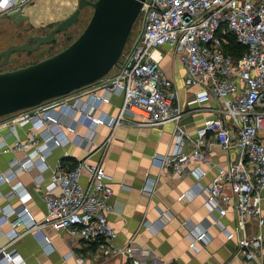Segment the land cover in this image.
<instances>
[{"label": "built area", "instance_id": "obj_1", "mask_svg": "<svg viewBox=\"0 0 264 264\" xmlns=\"http://www.w3.org/2000/svg\"><path fill=\"white\" fill-rule=\"evenodd\" d=\"M28 1L9 0L5 4L0 1V7L8 10ZM140 11H143L142 29L131 48L122 51L113 66L115 69L111 70L112 67L100 79L68 94L13 112L0 124L11 128L29 124L23 138L16 135L7 141L0 134V153H26L21 158H13L7 170H0V181H9L15 172L35 166L39 173L33 178L34 187L40 190L46 208L44 217L36 221L23 206L28 192L18 183L13 185L21 205L16 210L10 205L0 207V225L9 222L11 226L7 232L0 230V236L7 237V242L0 244L1 261L25 264L19 254L8 249L22 235L16 229L22 223L27 230L49 224L55 229L76 232L86 241L99 239L104 255L125 251L124 247L113 244L116 231L108 218L113 211L110 203L113 187L101 165L102 156L96 163L84 157L69 166L56 163L49 167L45 161L46 150L69 142L92 140L91 135L99 124L113 129L124 121L137 125L171 121L174 123L172 149L154 154L153 162L168 175L181 177L189 172L197 179L206 172L201 165H213L215 174L204 189L205 204L219 216L229 209L234 211L237 250L247 264H264V233H243L249 217H254L259 225L264 223L261 207L264 200V0H145ZM230 38L242 48L241 52L229 49ZM163 45L177 54L184 69L185 84L197 87L188 103L210 100L217 103L210 108V116L196 127L187 150L182 147L185 133L178 123L182 108L160 64ZM113 93L121 95L116 114L95 116L97 106L108 102ZM134 116L136 119L130 118ZM77 121L85 125L84 135L75 132L73 124ZM66 132H75L76 136L70 139ZM110 141L108 135L103 146ZM213 145L226 151L235 148L237 155L224 167L214 165ZM84 170L88 172V181L82 185L80 177ZM44 171L48 172L47 177ZM45 179L48 183L41 189ZM155 182L148 177L141 189L152 192ZM182 196L183 193L178 199ZM14 212L16 217L10 220ZM159 216L164 217L163 211ZM190 236V247L196 241L206 240L204 231ZM42 241V245H49L47 237H42ZM127 264L146 263L132 256Z\"/></svg>", "mask_w": 264, "mask_h": 264}, {"label": "crops", "instance_id": "obj_2", "mask_svg": "<svg viewBox=\"0 0 264 264\" xmlns=\"http://www.w3.org/2000/svg\"><path fill=\"white\" fill-rule=\"evenodd\" d=\"M0 1L5 4L9 0ZM77 2L78 0H29L8 10L0 7V22L23 21L28 23L30 29L48 31V27L55 26L68 16L76 8ZM12 15L17 18L10 19ZM25 16L26 21L22 18ZM161 51L160 64L176 90V99L182 108L178 123L185 133L182 147L187 150L191 147L190 140L195 136L196 127L205 117L210 116V108L217 103L210 100L189 104L197 87L185 84L183 66L171 47L163 45ZM120 102L121 95L113 93L108 102H101L97 106L94 115L102 113L111 117L116 114ZM9 117L10 115L0 118V124ZM130 118L136 119L135 116ZM73 125L77 134L84 135L87 132L83 123L77 121ZM28 126V123L14 125V128L1 125L0 134L7 141L16 135L23 138ZM173 131L174 123L171 121L156 125H137L124 121L113 129L99 124L91 135L92 140L69 142L46 150L45 161L49 167L56 163L69 166L77 158L84 157L89 162L96 163L102 156L101 165L113 187L110 198L113 211L108 214L116 231L113 244L124 247L125 251L104 255L99 239L86 241L76 232L55 229L49 224L27 230L23 223L16 226L22 235L8 249L19 254L25 264H127L132 256L140 257L146 264H247L242 253L237 250L238 235L233 234L234 211L229 209L219 216L205 204L204 189L215 174V167L201 165L206 172L197 179L189 172L181 177L168 175L153 162L154 154L167 153L172 149ZM74 133L66 132L70 139L76 136ZM108 135L111 136V141L104 147L103 142ZM212 151L214 165L221 167L237 155L235 148L226 151L217 145L212 146ZM25 154L21 151L1 152L0 170H7L13 158H21ZM37 173L38 169L32 166L15 172L9 181H0V207L10 205L15 210L20 207L19 196L13 190V185L18 183L20 188L28 192L23 206L36 221H40L46 214V208L40 190L34 187L33 178ZM47 173L44 171L46 177ZM148 177L156 181L152 192L141 189ZM87 181L88 172L84 170L80 182L85 185ZM47 183L48 179H45L40 184L41 189ZM182 193L183 196L178 199ZM261 207L264 214V200ZM160 211H163L164 217L159 216ZM15 217L14 212L9 219L14 220ZM10 227V223L6 222L0 225V230L7 232ZM200 231L205 232L206 240L196 241L195 246L190 247V234ZM257 232L264 233V223L259 225L254 217L247 218L243 233L251 235ZM42 237H47L48 246L47 243L42 245ZM5 242L7 237L3 234L0 236V244ZM0 264L12 263L0 260Z\"/></svg>", "mask_w": 264, "mask_h": 264}, {"label": "water", "instance_id": "obj_3", "mask_svg": "<svg viewBox=\"0 0 264 264\" xmlns=\"http://www.w3.org/2000/svg\"><path fill=\"white\" fill-rule=\"evenodd\" d=\"M144 1L78 0L77 7L47 33L8 44L0 51V66L15 50H35L51 42L55 33L77 21L84 5L92 6L88 22L68 45L33 63L0 71V116L68 94L104 76L117 64Z\"/></svg>", "mask_w": 264, "mask_h": 264}, {"label": "rangeland", "instance_id": "obj_4", "mask_svg": "<svg viewBox=\"0 0 264 264\" xmlns=\"http://www.w3.org/2000/svg\"><path fill=\"white\" fill-rule=\"evenodd\" d=\"M91 14H92V6L88 4L84 5L78 14L77 21L73 23L68 29L55 33L53 35V39L51 42L41 44L35 50H30V51L15 50L11 52L8 57V61L0 66V71L13 69L19 66L26 65L28 63H33L39 59L46 57L47 54L54 53L62 49L63 47L68 45L82 31V29L88 22ZM9 18L14 20V18L17 17L12 15ZM22 18L23 20L25 19V21L27 19L26 16ZM18 20H19V16H18ZM142 24H143V11H140V13L137 15L131 27V30L129 32L123 50L127 51L128 49L131 48L133 40L140 33L142 29ZM48 28L49 30L51 29L50 27ZM48 31L47 30L35 31L33 29H30L28 23H24L23 21L20 22L9 21L7 23L0 22V51L4 49L8 44L11 43L21 44L25 41L27 37H31L37 34H45ZM36 32H42V33H36ZM29 43L32 44L33 40L30 39ZM113 69H115V67H113L111 70ZM10 114L11 113L2 115L0 116V118L9 116Z\"/></svg>", "mask_w": 264, "mask_h": 264}, {"label": "trees", "instance_id": "obj_5", "mask_svg": "<svg viewBox=\"0 0 264 264\" xmlns=\"http://www.w3.org/2000/svg\"><path fill=\"white\" fill-rule=\"evenodd\" d=\"M230 41H231V43H230V45H229V49H233L236 53H239V52L242 51V48H241L239 45H237V44L233 41L232 38H230ZM56 52H57V51H56ZM54 53H55V52H54ZM50 54H53V53H50ZM50 54H47V56H49Z\"/></svg>", "mask_w": 264, "mask_h": 264}]
</instances>
